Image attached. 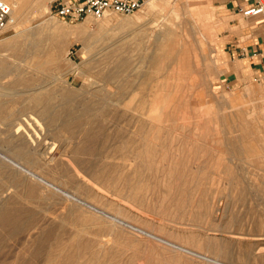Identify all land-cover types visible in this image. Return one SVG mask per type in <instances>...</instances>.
Here are the masks:
<instances>
[{"label":"rangeland","instance_id":"obj_1","mask_svg":"<svg viewBox=\"0 0 264 264\" xmlns=\"http://www.w3.org/2000/svg\"><path fill=\"white\" fill-rule=\"evenodd\" d=\"M156 1L154 10L146 4L130 15L87 18L91 31L102 29L103 36L87 50L81 42L67 45L53 63L47 61L52 49L26 46L29 31L38 30L45 19L64 27L87 19L57 17L51 0L42 17H28L27 10L19 13L17 25L20 21L27 28L26 36H17V25L0 33V190L7 192L0 201L6 199L4 208L15 215L0 225V264H55L59 258L56 264H264V73L239 55L236 46L248 41L242 27L252 23L240 15L238 24L222 0ZM145 24L150 31L163 33L166 27L172 33L161 40L160 102L155 97L157 82L143 83L137 74L153 72V64L147 58L142 61L141 55L155 52L157 46L146 36V44H137L135 38L143 32L122 39ZM13 38L18 43L7 45ZM186 53L187 61L182 60ZM116 56L130 58L138 69L133 72L138 89L149 87L142 108L159 116L155 125L148 114L142 129L130 121L126 103H138V94L122 93L126 97L121 104L117 86L94 82L98 70L112 67ZM75 62L81 67L74 68ZM129 75L123 80L133 78ZM66 91L76 98L69 100ZM78 100L95 103L94 136L100 139L84 137V128L77 125L63 129L60 121L57 127L47 123V106L78 109ZM4 155L132 226L68 200ZM29 221L32 228L13 230L14 224L25 227Z\"/></svg>","mask_w":264,"mask_h":264},{"label":"bare ground","instance_id":"obj_2","mask_svg":"<svg viewBox=\"0 0 264 264\" xmlns=\"http://www.w3.org/2000/svg\"><path fill=\"white\" fill-rule=\"evenodd\" d=\"M11 4H12V14H13V16H14V18H15V20H16V24L15 25H17V19H18V15H19V13H21V12H24V11H28V13H29V16L28 17H34V18H36V17H40L41 15H43L44 13H46V12H48L49 11V9H48V7H47V5H48V3L51 1V0H8ZM148 5H149V9L150 10H154L155 8H157V6H158V3H157V1L156 0H153V1H150V2H148L147 3ZM192 10V9H191ZM27 13V12H26ZM25 14V13H24ZM177 14V13H176ZM178 15V14H177ZM179 16V15H178ZM42 17V16H41ZM91 18V17H90ZM92 20V19H91ZM19 21V20H18ZM166 21V20H165ZM164 21V22H165ZM186 21V20H185ZM89 22H90V19H87L86 20V22H84V24H80V25H78V26H73V27H64L63 25H61V24H59L58 22H56L55 20H50V19H45V20H43L40 24H39V29L38 30H35V31H29V33L27 34V36H26V32H27V28H24V26H22L21 24V22L19 21L18 22V25H17V28H18V30H17V36L18 37H20V36H26V46L27 47H29L30 49H32V50H36V49H42V51H43V49H48V48H50V49H52L53 51L52 52H50L49 54H48V56H47V61H48V63H53L54 61H57L58 60V58H59V55L63 52V50L65 49V47L67 46V45H72V44H74V43H76V42H81L82 44H83V49H89L90 47H91V45H93L92 44V42L94 41V40H97V39H99V38H101L102 36H103V31H102V29H99L98 31H96V32H93V31H91V29H90V27H89ZM167 22H168V20H167ZM166 23V22H165ZM91 24V23H90ZM164 24V23H163ZM167 24H169V23H167ZM170 25V24H169ZM162 29H164L162 32L163 33H156L155 32V30H149L148 29V27H146V24L145 25H142V26H140V27H137V28H133V30H132V32H130V33H127V34H124L123 35V37H122V39H124V40H126L127 41V39H129V37L128 36H130L131 34H133V33H141V32H143V36H138L137 38H135V41L137 42V44H139V45H143V43H145L144 42V38H145V36H146V38H148V41H151L153 44L152 45H154V47L155 46H157L156 48H155V52H153V53H146V54H144V55H141V59H142V61L145 59V58H147L152 64H153V67H154V70H153V72L152 73H147V72H145V71H139L137 74H140V76H141V79L143 80V83H145L146 82V80L147 79H152L151 81H156L157 82V84L156 85H154V87H155V90H156V92H157V95H156V93H155V97H156V99H157V101L155 100V99H153L154 101H156V102H158L159 101V98H160V93H159V90H160V87H159V84H161V82L159 83V79H161V78H159L158 79V72H159V66H158V62H159V60L163 57L162 56V54H161V49H162V46H163V41L161 42V40L162 39H166V37H167V39H169V37L170 36H167V35H171L172 33H171V31L170 30H166V27H164V28H162ZM161 32V31H160ZM167 34V35H166ZM137 36V35H136ZM135 36V37H136ZM165 37V38H164ZM134 38V37H133ZM153 38V39H152ZM188 38V37H187ZM186 38V39H187ZM121 39V40H122ZM120 40V41H121ZM189 40V39H188ZM199 40V39H198ZM146 41V40H145ZM195 41V40H194ZM16 39H11V40H9L8 42H7V45H15L16 44ZM133 42V41H132ZM199 42V44H200V41H198ZM197 42V43H198ZM5 43H6V41H5ZM18 43V42H17ZM20 43H22L23 44V42H20ZM147 43V42H146ZM145 43V44H146ZM195 43V42H194ZM144 44V46L143 47H145L146 45ZM196 44V43H195ZM196 46V45H195ZM199 46H201V44L199 45ZM110 47V46H109ZM194 47V46H193ZM139 48H140V46H139ZM177 48V47H176ZM200 49H202L203 50V47L201 46V47H199ZM104 49H106V48H104ZM103 49V50H104ZM147 49V48H146ZM182 49H183V47H182ZM141 50V49H140ZM153 50V49H152ZM152 50L150 51V52H152ZM37 51V50H36ZM105 51V50H104ZM142 51H144V50H142ZM101 52H103V51H101ZM183 52V51H182ZM34 53V52H33ZM44 53H45V51H44ZM112 53V52H111ZM40 54V53H39ZM115 54V53H114ZM136 54H137V52H136ZM187 55L186 56H184V54H182L184 57L182 58V60H185V61H187V59H188V55H189V53H186ZM96 55V54H95ZM193 55V54H192ZM205 54L203 53V56H204ZM42 56V55H41ZM95 57V56H94ZM94 57L92 56V58L94 59ZM111 57V56H110ZM182 57V56H181ZM98 59V58H97ZM115 59V58H114ZM133 59V58H132ZM137 60V59H136ZM178 60V59H177ZM205 60H206V58H205ZM88 61V60H87ZM99 61V60H98ZM164 61V60H163ZM202 61V60H201ZM108 62H110V58L108 59ZM133 62H135V61H133ZM106 63H107V60H106ZM182 63V62H181ZM205 63V62H204ZM72 64V63H71ZM163 64H164V62H163ZM183 64V63H182ZM37 65H40V64H37ZM82 65V64H81ZM136 65H138V64H136ZM168 65V64H167ZM187 65V64H186ZM73 66H74V68H78L79 67V65H78V63H76L75 62V64H73ZM164 66V65H163ZM169 66V65H168ZM183 66L184 67H186L184 64H183ZM81 67V66H80ZM79 67V68H80ZM173 67V66H172ZM194 67H196L195 65H194ZM169 68V67H168ZM171 68V67H170ZM187 68H188V66H187ZM186 68V69H187ZM6 69V68H5ZM135 67L133 68V66H132V61H131V59L130 58H128V57H122V56H116V59H115V61H114V64H113V66L112 67H110V68H108V69H101V70H98V76L96 77V79H95V83L96 84H98L99 85V82H102V84L103 85H115V86H117V88L119 89V92H118V94L119 93H123V94H125V92H130V94H135L134 95V97L135 96H137L136 94H138L139 95V99H138V103H134V102H132L131 100H129L127 103H126V105L128 106V110H129V112H130V114H131V116H130V118H131V120L130 121H134V122H136L139 126H140V128L142 129V125H143V123H144V119H145V117L147 116V112H145V108L143 107L142 108V105H143V103L145 102V100H146V94H144V91L145 90H148L149 89V87L147 86H144L143 87V89H140V87H139V89H138V87L136 86V82H135V78H134V76H136L134 73H135V70L136 71H138V69H135ZM173 69V68H172ZM185 69V70H186ZM189 69V68H188ZM187 69V70H188ZM194 69H196V68H194ZM11 70V69H10ZM76 71V70H75ZM192 71V70H191ZM196 71H197V69H196ZM4 72V71H3ZM134 72V73H133ZM162 72V71H161ZM173 72V71H172ZM189 72H190V70H189ZM195 72V71H194ZM201 72V71H200ZM5 73H7V72H5ZM125 73H129L130 75L129 76H131L132 75V77L133 78H130V79H127V80H123V75L125 74ZM170 72H168V74H169ZM186 73H188V72H186ZM199 73V72H198ZM161 74H163V73H161ZM171 74V73H170ZM193 74V73H192ZM172 75V74H171ZM170 75V76H171ZM191 75V74H190ZM164 76H166V73H165V75ZM185 76H187V74L185 75ZM160 77V76H159ZM182 78H183V75H182ZM186 78V77H185ZM59 79V78H58ZM164 79V78H163ZM122 80H123V82H122ZM167 80H169V79H167ZM170 80H171V78H170ZM174 81V80H173ZM53 82V81H52ZM174 83V82H173ZM173 83H171V84H173ZM91 86H92V82H90L89 83ZM53 85V84H52ZM175 85V84H174ZM33 86V85H32ZM94 86V85H93ZM163 86H164V84H163ZM169 86H170V84H169ZM172 87H173V85H172ZM89 88V87H88ZM21 89V88H20ZM162 89V88H161ZM164 90H165V88H163ZM173 89V88H172ZM36 90V89H35ZM138 90H140V92L138 91ZM24 91V90H23ZM32 91V90H31ZM33 92V91H32ZM49 92V91H48ZM53 92V91H52ZM66 92H69V91H66ZM112 92V91H111ZM145 92H147V91H145ZM177 92V91H176ZM50 93V92H49ZM54 93V92H53ZM58 93H60V92H58ZM57 93V94H58ZM64 93V92H63ZM117 93V92H116ZM172 93V92H171ZM24 94V93H23ZM34 94H37V91H34ZM67 94V93H66ZM77 94V93H76ZM122 94V95H123ZM128 94V93H127ZM169 94H170V92H169ZM80 95V94H79ZM17 96V95H16ZM53 96H55V95H53ZM57 96V95H56ZM59 96V95H58ZM64 96V95H63ZM67 96H69L70 97V99L69 100H71V98L73 99H75L76 97H75V93L74 92H69L68 94H67ZM126 97V95H123L122 97H121V95L120 96H118V98H117V101H119V103H121L122 102V100L121 99H123V97ZM170 96V95H169ZM172 96V95H171ZM89 97V96H88ZM154 97V98H155ZM66 98V97H65ZM68 98V97H67ZM131 98V97H130ZM48 99V98H47ZM51 99V98H50ZM125 99V98H124ZM162 99V98H161ZM166 99V98H165ZM172 99V98H171ZM49 100V99H48ZM57 100V99H56ZM127 100V99H126ZM163 100V99H162ZM167 100H168V98H167ZM52 100H50V102H51ZM79 101V100H78ZM97 101V100H96ZM99 101V100H98ZM116 101V100H115ZM161 101V100H160ZM159 101V102H160ZM165 101V100H164ZM48 102V101H47ZM49 102V103H50ZM76 102V101H75ZM74 102V103H75ZM80 102V101H79ZM105 102V101H104ZM124 102V101H123ZM122 102V103H123ZM53 103V102H52ZM69 103L71 104V102L69 101ZM74 103H72V104H74ZM109 103V102H108ZM121 103V104H122ZM165 103V102H164ZM167 103H168V101H167ZM56 104V103H55ZM65 104V103H64ZM64 104H61L62 105V107H65L64 106ZM70 104H67V105H70ZM94 102L93 101H90V100H84L83 102H80V104H79V106L77 107L78 109H72V108H70L69 106L68 107H66L65 109H62V110H58V109H56V108H54V107H51L52 105H49V106H47L46 104H44V105H46L47 107H48V109L47 108H45L44 110V115L46 116V120H47V123L49 124V125H55V123L57 124H59V121H60V124H61V126H62V128L63 129H70L73 125H77L76 127H79V128H84L83 130L86 132V133H84V137H89V139H90V137L91 138H93V137H98L97 135L96 136H94L95 135V133L94 132H96L95 131V125H96V123H97V121H98V115H97V112H96V110H95V106H94ZM175 104H176V102H175ZM43 105V106H44ZM53 105H54V103H53ZM60 105V104H59ZM58 105V106H59ZM77 105H78V103H77ZM147 105V104H146ZM161 105H162V102H161ZM169 105H171V104H169ZM45 106V107H46ZM145 106V105H144ZM160 106V105H159ZM116 107V106H115ZM123 107V106H122ZM166 107V106H165ZM164 107V108H165ZM172 107H173V104H172ZM59 108V107H58ZM120 108H121V106H120ZM177 108V107H176ZM163 109V108H162ZM168 109H169V107H168ZM171 109V108H170ZM41 110H42V108H41ZM127 110V109H126ZM40 111V110H39ZM106 111V110H105ZM124 111H125V109H124ZM152 111V110H151ZM169 111V110H168ZM107 112H108V110H107ZM123 112V111H122ZM164 112V111H163ZM170 112V111H169ZM8 113H10V112H8ZM103 113V112H102ZM172 113V112H171ZM12 114V113H11ZM129 115V114H128ZM107 116V115H106ZM118 116V115H117ZM148 116H152L151 117V120L153 121V124L155 125V122H157V118L159 117V116H153V115H151V114H148ZM161 116V115H160ZM112 117H113V114H112ZM125 117V116H124ZM162 117H164V116H162ZM34 118V117H33ZM170 118V117H169ZM4 119V118H3ZM35 119H37L36 117H35ZM115 119V118H114ZM121 119V118H120ZM127 119V118H126ZM44 121H45V118L43 119ZM112 120V119H111ZM117 120H119V119H117ZM39 121V120H38ZM110 121V120H109ZM120 121V120H119ZM119 121H116V122H119ZM152 121H151V124H152ZM102 122V121H101ZM159 122V121H158ZM98 124V123H97ZM127 124V123H126ZM163 124V123H162ZM107 125V124H106ZM105 125V126H106ZM116 125H118L117 123H116ZM128 125V124H127ZM133 125V124H132ZM108 126V125H107ZM111 126V125H110ZM122 126V125H121ZM54 127H57L56 125L54 126ZM97 127V126H96ZM109 127V126H108ZM113 127V126H112ZM115 127V126H114ZM157 127V126H156ZM26 128V127H25ZM86 128H88L87 130H86ZM101 128V127H100ZM119 128V127H118ZM122 128V127H121ZM124 128V127H123ZM106 129V128H105ZM108 129V128H107ZM117 129V128H116ZM115 129V130H116ZM130 129V128H129ZM131 129H132V127H131ZM137 129V128H136ZM159 129V128H158ZM51 130H52V128H51ZM82 130V131H83ZM119 130V129H118ZM28 131H29V129H28ZM48 131V134L49 133H51V131L49 132V130H47ZM83 131V132H84ZM103 131V130H102ZM122 131V130H121ZM144 131V130H143ZM18 132V131H17ZM104 132H105V130H104ZM114 132H116V131H114ZM125 132V131H124ZM123 132V133H124ZM134 132V131H133ZM28 133V132H27ZM55 133V132H54ZM58 133V132H57ZM82 133V132H81ZM107 133V132H106ZM141 133V132H140ZM74 134V133H73ZM142 134V133H141ZM146 134V133H145ZM162 134H163V132H162ZM55 135V134H54ZM102 135V134H101ZM113 135V134H112ZM115 135H116V133H115ZM119 135H120V133H119ZM122 135V134H121ZM156 135V134H155ZM105 136V135H104ZM106 136H109V135H106ZM123 136V135H122ZM159 136V135H158ZM37 137V136H36ZM112 137V136H111ZM120 137V136H119ZM126 137H127V135H126ZM160 137V136H159ZM99 138V137H98ZM161 139H162V137H160ZM168 138V137H167ZM197 138V137H196ZM195 138V139H196ZM28 139V138H27ZM97 139V138H96ZM100 139V138H99ZM130 139V138H129ZM148 139V138H147ZM154 139V138H153ZM30 140V139H29ZM32 140L33 141H36L34 138H32ZM101 140H104V139H101ZM122 140H124V139H122ZM140 140V139H139ZM152 140V139H151ZM160 140V139H159ZM169 140V139H168ZM47 141H49V140H47ZM112 141H114V140H112ZM116 141V140H115ZM130 141V140H129ZM161 142V141H160ZM154 143V142H153ZM156 143V142H155ZM180 143V142H179ZM156 144H158V142L156 143ZM160 144V143H159ZM146 145V144H145ZM162 145V144H161ZM172 145V144H171ZM152 146H153V144H152ZM164 146V145H163ZM26 152V151H25ZM27 153V152H26ZM144 153V152H143ZM143 153H142V155H143ZM147 154V152L146 153H144V155L143 156H145ZM46 155V154H45ZM150 156V155H149ZM4 157L5 158H7L16 168H19V169H21L26 175H28V176H31V177H33L34 179H36L38 182H40V183H43V184H45L48 188H50V189H53L54 191H56V192H58V193H61L62 195H64L66 198H68V200H71V201H73V202H75V203H77V204H81V205H83V206H85V207H87V209L89 208V210H91L92 212H94V213H97V214H99V215H102V216H105V217H107L108 219H111L112 221H115V222H117L118 224H121V225H127V226H132V225H129L128 223H126L125 222V220H123V219H121L120 217H118L117 215H113V214H111V213H109L108 211H106V210H103L102 208H100L99 206H97V205H95V204H92V203H90V202H88V201H86V200H84V199H82V198H80V197H78V195H75V194H73V193H71V192H69V191H67V190H65L64 188H62V187H60L58 184H55L54 182H52V181H50V180H48L47 178H45L43 175H40L39 173H37V172H34L33 170H31V169H29V168H27V167H25V166H23L22 164H21V162H18V161H16L15 159H12V158H10V157H7V156H5L4 155ZM146 157V156H145ZM32 164V163H31ZM177 166V165H176ZM171 167V166H170ZM151 169H152V166H151ZM179 170V169H178ZM172 172V171H171ZM186 172V171H185ZM198 173H200V172H198ZM190 174V173H189ZM177 175H178V173H177ZM185 176V175H184ZM191 176V175H190ZM185 178V177H184ZM189 178V177H188ZM35 180V181H36ZM178 180H179V178H178ZM186 180V179H185ZM36 181V182H37ZM184 180H182V182H183ZM190 183V182H189ZM179 184H181V183H179ZM182 184H184V183H182ZM2 185H3V183H2ZM8 185V184H7ZM11 185V184H10ZM9 185V186H10ZM194 185V184H193ZM4 186H6V184L4 185ZM3 186V187H4ZM179 186V185H178ZM182 186V185H181ZM188 186H189V184H188ZM2 187V188H3ZM8 187V186H7ZM187 187V186H186ZM192 187V186H191ZM195 187V186H194ZM193 187V188H194ZM6 188V187H5ZM10 188V187H9ZM184 189V188H183ZM192 190V189H191ZM7 191H8V188H7ZM33 191H35V190H33ZM0 197L2 196V195H4V193H7L6 192V190L5 191H3V189H1L0 190ZM28 193V192H27ZM200 194V193H199ZM198 194V195H199ZM13 195V194H12ZM201 196V195H200ZM193 197V196H192ZM30 198V197H29ZM198 198V197H197ZM192 200V199H191ZM194 200V199H193ZM7 200L6 199H3V200H1L0 201V225L1 226H5L6 224L3 222L4 220H6L9 216H15V215H11L10 213H8V211L4 208L5 206H8V204H7ZM195 202V201H194ZM9 203H10V201H9ZM11 204V203H10ZM64 207H65V205H64ZM223 207V206H222ZM5 211H7L6 213H5ZM31 215V214H30ZM33 216V215H32ZM28 217H30V216H28ZM34 217V216H33ZM14 219H16L17 217H13ZM32 218V217H31ZM31 218H29V219H31ZM9 219V218H8ZM35 219V218H34ZM33 221V220H32ZM32 221H29V223H27V224H25V227L24 226H22V225H20V224H22V223H20V224H14V227H13V230H15V229H20V228H23V230H26L27 228H30L32 225H33V222ZM16 222V221H15ZM24 225V224H23ZM31 225V226H30ZM35 225V224H34ZM9 228V227H8ZM32 228V227H31ZM135 229V228H134ZM49 233V232H48ZM48 233H46V234H48ZM30 234V233H29ZM146 234H147V232H146ZM150 236H152V234L150 235ZM156 237V236H155ZM24 238V237H23ZM60 238V237H59ZM153 238H154V236H153ZM157 239H158V237H157ZM160 239V238H159ZM161 240V239H160ZM62 241V240H61ZM92 241V240H91ZM162 242H164V243H166V244H168V245H170V246H172V247H175V248H177V249H180V250H182V251H186V252H190V253H192V251H188V249H185L184 247H180L179 245H174V244H172V243H170V242H167V241H163V240H161ZM58 243V242H57ZM72 243V242H71ZM70 243V244H71ZM78 243V242H77ZM93 243V242H92ZM96 243V242H95ZM100 243V242H99ZM60 244H62V242H60ZM29 245V244H28ZM63 245H64V243H63ZM73 245V244H72ZM90 245H92V244H90ZM42 246H44L43 244H42ZM41 246V247H42ZM74 246V245H73ZM76 246V248H77V245H75ZM85 246V245H84ZM82 247V248H86V246L85 247ZM93 246V248H94V245H92ZM95 246H98V244L96 245L95 244ZM18 247V246H17ZM54 247V246H53ZM52 247V248H53ZM44 248V247H43ZM51 248V247H50ZM49 248V249H50ZM51 248V249H52ZM79 248V247H78ZM92 248V249H93ZM55 249H56V247H55ZM63 249H65V248H63ZM89 249V248H88ZM87 249V250H88ZM98 249H99V246H98V248L97 249H95V250H97L98 251ZM103 249H104V247H103ZM47 250V249H46ZM54 249H52V251H53ZM78 250V249H77ZM82 250V249H81ZM61 251V250H60ZM79 251V250H78ZM84 251H86V249L85 250H83V252L82 253H84ZM90 251L92 252V250H91V248H90ZM89 251V252H90ZM57 252V251H56ZM62 252V251H61ZM80 252V251H79ZM90 252V253H91ZM42 253V252H41ZM53 253H55V252H53ZM57 253H60L59 251L57 252ZM57 253H56V258H57ZM81 253V254H82ZM86 253H88V252H86ZM85 253V254H86ZM99 253V252H98ZM101 253H102V251H101ZM51 254V253H50ZM62 254H63V252H62ZM92 254V253H91ZM97 254V253H96ZM109 254V253H108ZM60 255V254H59ZM70 255V254H69ZM79 255H80V253H79ZM102 255V254H101ZM110 255V254H109ZM198 255V254H197ZM54 256V255H53ZM62 256H65V255H62ZM61 256V258L62 259H65V258H63ZM94 256V257H93ZM92 257L95 259H97V257L95 256V254L93 255ZM106 256V255H105ZM68 257V256H67ZM70 257H71V255H70ZM69 257V258H70ZM102 257V256H101ZM109 257V256H108ZM200 257H202V256H200ZM48 258V257H47ZM69 258H66V259H68V261H69ZM80 258V257H79ZM81 258H83L82 256H81ZM86 258V257H85ZM92 258V259H93ZM107 258V257H106ZM204 260L205 259H208V257H204L203 258ZM49 260V259H48ZM56 260V259H55ZM59 260H61L60 258H59ZM59 260H57V262L59 261ZM73 260V259H72ZM71 260V261H72ZM100 260V259H99ZM102 260V259H101ZM211 260V259H210ZM209 260V261H210ZM66 261V260H65ZM96 261V260H95ZM51 262V261H50ZM57 262H55V264L57 263ZM60 262V261H59ZM100 262V261H99ZM102 262H104V260L102 261ZM108 262V261H107ZM45 263H47V262H45ZM52 263V262H51ZM90 263V262H89ZM97 263H98V261H97ZM112 263V262H111ZM217 263H218V261H217ZM220 263V262H219ZM52 264H54V263H52ZM60 264V263H59ZM71 264H72V262H71ZM95 264V263H94ZM106 264V263H105ZM112 264H114V263H112ZM216 264V263H215Z\"/></svg>","mask_w":264,"mask_h":264},{"label":"built area","instance_id":"obj_3","mask_svg":"<svg viewBox=\"0 0 264 264\" xmlns=\"http://www.w3.org/2000/svg\"><path fill=\"white\" fill-rule=\"evenodd\" d=\"M150 1L153 0H53L51 8L57 17L75 22L89 17L103 19L111 14L130 15ZM238 12L247 17L264 15V0H252L248 6H239ZM15 24L12 4L0 0V33L11 30Z\"/></svg>","mask_w":264,"mask_h":264},{"label":"crops","instance_id":"obj_4","mask_svg":"<svg viewBox=\"0 0 264 264\" xmlns=\"http://www.w3.org/2000/svg\"><path fill=\"white\" fill-rule=\"evenodd\" d=\"M224 6L229 14L235 16L238 24H241L239 6H248L252 0H222ZM243 16V15H242ZM244 19L249 20L252 25L249 28L242 27V32L247 40L241 41L237 44L238 54L248 59L251 66L256 71L264 73V15L257 17L243 16ZM239 35V34H238Z\"/></svg>","mask_w":264,"mask_h":264}]
</instances>
